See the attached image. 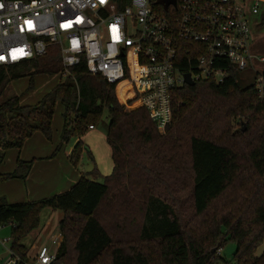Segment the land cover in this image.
I'll return each instance as SVG.
<instances>
[{
	"label": "trees",
	"instance_id": "trees-1",
	"mask_svg": "<svg viewBox=\"0 0 264 264\" xmlns=\"http://www.w3.org/2000/svg\"><path fill=\"white\" fill-rule=\"evenodd\" d=\"M62 71L58 45L0 66V149L19 150L35 132L51 140L60 104V144L78 138L69 162L76 166L88 150L81 136L105 115L113 168L101 181L97 172L81 174L66 191L39 200L0 197V225L10 226V249L22 262L29 255L21 240L48 207L62 212L53 264H264V251L256 254L264 242V99L254 84L241 87L232 72L222 83L174 89L171 121L160 133L144 108L125 109L114 85L89 73L85 60ZM56 74L35 104L15 94L1 100L15 80L26 78L30 90L36 76ZM34 161L18 157L0 183L25 180ZM227 241L236 245L230 260L215 255Z\"/></svg>",
	"mask_w": 264,
	"mask_h": 264
},
{
	"label": "built area",
	"instance_id": "built-area-1",
	"mask_svg": "<svg viewBox=\"0 0 264 264\" xmlns=\"http://www.w3.org/2000/svg\"><path fill=\"white\" fill-rule=\"evenodd\" d=\"M174 1L0 0V66L58 45L63 75L85 60L89 73L114 85L125 109L144 108L160 131L171 121L172 91L187 85L185 74L194 83H222L250 66L264 99V67L255 66L264 57L248 46L252 18L264 19V0ZM52 244L55 250L37 249L36 264H53L59 245ZM0 249L2 264H31L14 254L10 239H0Z\"/></svg>",
	"mask_w": 264,
	"mask_h": 264
},
{
	"label": "rangeland",
	"instance_id": "rangeland-1",
	"mask_svg": "<svg viewBox=\"0 0 264 264\" xmlns=\"http://www.w3.org/2000/svg\"><path fill=\"white\" fill-rule=\"evenodd\" d=\"M248 46L251 52L255 54V56L264 57V23L259 22L256 16L253 17L251 21V32H250V40L248 42ZM255 66L257 68L262 69L264 67V64L259 63L256 60ZM254 76H255L254 68L249 66L245 70L236 72V81L241 87H246L254 83ZM59 78H60L59 74L52 75V76L38 75L34 78V87L30 90L27 89L28 80L26 78L15 80L8 85V88L6 92L4 93V95L1 97V100L5 98V96H8L10 94L11 95L15 94V95H19L20 102L22 104H35L41 99V97L46 92H48L53 86H55ZM120 102L122 103V100H120ZM133 104H136V103H133ZM62 111H63L62 106L60 104H57L55 107V112H54L53 119H52V125H51L52 138L51 140L45 139L44 136L39 132V135L43 137L46 142L51 143V144L55 143L54 150L59 146L57 154L60 153L62 150H64L65 147H68L70 144H74L75 139H77L78 141V138L72 136L70 137L68 142L60 144V133H61L62 126H63ZM243 122H242V126L245 127ZM105 123H106V119H105V115H103L101 118V121L94 126L93 130L88 129L86 133L83 136H81V140H82V137L83 139L85 138L84 140H82V142L84 143V146L88 148L90 155L87 149L86 150L83 149L76 166H73L69 162L71 166L73 167L72 169L79 170L78 173L80 175L85 174L87 178L89 179H93L94 178L93 172H97V177L94 179H97L98 181H101L104 176L109 175L112 172V168H113V162L111 159V151L105 139ZM164 131H165V128L164 130H161L160 133H164ZM55 134H56V137H55ZM54 150L52 152H54ZM55 156L50 157V158H54ZM11 171H8V172H11ZM6 182L8 181L1 182L0 184L6 183ZM57 216H60V218H62V212L60 210H52L51 208L45 207L40 212L39 224H40L41 219L44 222L50 221L51 223H54ZM26 236L32 237L33 231L28 233ZM2 238H7V239L10 238L9 225L2 226L0 228V239ZM41 240H42L41 238L37 239L35 244L38 246ZM7 244H9V241ZM235 249H236L235 243L232 241H227L222 246L221 257L225 260H230L232 258V255ZM263 251H264V242L258 247L256 254L260 255L261 253H263Z\"/></svg>",
	"mask_w": 264,
	"mask_h": 264
},
{
	"label": "crops",
	"instance_id": "crops-1",
	"mask_svg": "<svg viewBox=\"0 0 264 264\" xmlns=\"http://www.w3.org/2000/svg\"><path fill=\"white\" fill-rule=\"evenodd\" d=\"M93 129L94 127L90 130ZM84 139L82 137V140ZM76 141L77 139H75V143ZM75 143L65 147L54 158H50L55 143L46 142L39 135V132H35L24 142L22 148L19 150L12 148L3 151L0 149L4 155L0 165V173L13 170L18 157L24 161L35 159L24 181L12 179L0 184V197L6 198L8 203H16L33 201L66 191L80 177L79 170L72 169L73 167L68 161V155ZM60 219V216H57L54 223L50 221L44 222L41 219L38 228L33 230V236H24L22 238L21 244L28 249L29 263H35V254L39 247L46 245L51 251L57 248V246L52 244V239H56V243L60 245L62 242V236L58 229ZM39 238L42 240L37 246L35 242ZM3 257L4 251L0 249V264L3 263Z\"/></svg>",
	"mask_w": 264,
	"mask_h": 264
},
{
	"label": "water",
	"instance_id": "water-1",
	"mask_svg": "<svg viewBox=\"0 0 264 264\" xmlns=\"http://www.w3.org/2000/svg\"><path fill=\"white\" fill-rule=\"evenodd\" d=\"M160 2H163L165 7L167 6L168 3H174V0H159ZM186 77V84L187 85H193L194 82L190 79L189 74H185ZM244 129V128H243Z\"/></svg>",
	"mask_w": 264,
	"mask_h": 264
}]
</instances>
